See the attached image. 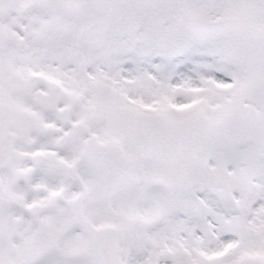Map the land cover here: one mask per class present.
<instances>
[{"label":"snow or ice","instance_id":"obj_1","mask_svg":"<svg viewBox=\"0 0 264 264\" xmlns=\"http://www.w3.org/2000/svg\"><path fill=\"white\" fill-rule=\"evenodd\" d=\"M0 264H264V0H0Z\"/></svg>","mask_w":264,"mask_h":264}]
</instances>
